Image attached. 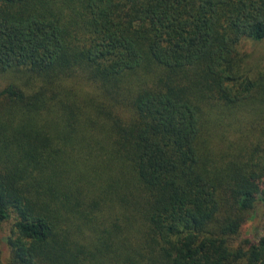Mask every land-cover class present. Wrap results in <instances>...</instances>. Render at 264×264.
Segmentation results:
<instances>
[{
    "label": "trees",
    "instance_id": "obj_1",
    "mask_svg": "<svg viewBox=\"0 0 264 264\" xmlns=\"http://www.w3.org/2000/svg\"><path fill=\"white\" fill-rule=\"evenodd\" d=\"M244 38L264 0H0V264H264V147L204 129L253 103L264 135Z\"/></svg>",
    "mask_w": 264,
    "mask_h": 264
},
{
    "label": "rangeland",
    "instance_id": "obj_2",
    "mask_svg": "<svg viewBox=\"0 0 264 264\" xmlns=\"http://www.w3.org/2000/svg\"><path fill=\"white\" fill-rule=\"evenodd\" d=\"M238 50L245 54L244 65L248 68L250 76L264 71V39L255 41L244 38L238 44ZM14 79L8 72L0 73V86ZM258 109L255 104L238 105L236 108L225 111L226 114H214L211 108L206 114L205 132L211 137V145L220 144L225 148L238 145L248 146L253 149L257 146L264 147V135H261L260 121L256 118ZM220 118V119H219ZM219 119V120H217ZM259 143L260 145H255ZM259 152L256 153V155ZM264 156V152H261ZM264 181V176L260 177ZM260 186H263L261 183ZM9 224L0 225V258L6 261L9 249L5 241ZM264 233V204L258 202L255 209L243 216L241 236L251 240H257Z\"/></svg>",
    "mask_w": 264,
    "mask_h": 264
}]
</instances>
